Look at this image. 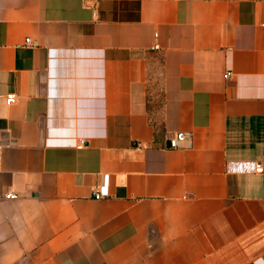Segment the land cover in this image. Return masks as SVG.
I'll use <instances>...</instances> for the list:
<instances>
[{"label":"crops","instance_id":"1","mask_svg":"<svg viewBox=\"0 0 264 264\" xmlns=\"http://www.w3.org/2000/svg\"><path fill=\"white\" fill-rule=\"evenodd\" d=\"M0 264H264V0H0Z\"/></svg>","mask_w":264,"mask_h":264},{"label":"built area","instance_id":"2","mask_svg":"<svg viewBox=\"0 0 264 264\" xmlns=\"http://www.w3.org/2000/svg\"><path fill=\"white\" fill-rule=\"evenodd\" d=\"M29 39H25V43L29 44ZM229 72H227L224 77H227ZM14 94H9L6 96V103L10 104L14 101ZM192 134L189 131H181L175 133L172 137L168 139V147L171 149H188L192 145ZM79 145H83L84 140L78 141ZM228 169H234L238 171H251L255 173L262 172V167L259 163L254 162H231L228 164ZM6 198H15L16 195L12 193H8L5 195ZM103 197L101 190L94 191L93 199L99 200Z\"/></svg>","mask_w":264,"mask_h":264}]
</instances>
